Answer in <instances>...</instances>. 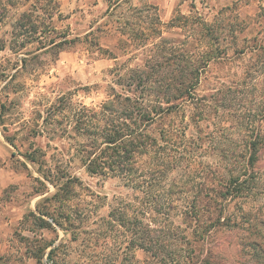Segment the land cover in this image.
Listing matches in <instances>:
<instances>
[{"label": "trees", "instance_id": "16d2710c", "mask_svg": "<svg viewBox=\"0 0 264 264\" xmlns=\"http://www.w3.org/2000/svg\"><path fill=\"white\" fill-rule=\"evenodd\" d=\"M122 2L110 1L114 7ZM191 7L196 8L194 1ZM60 19L59 0H0V28L3 23L11 27L9 39L0 38V51L9 46L20 54L34 44L38 51H62L79 37L54 36ZM196 19L177 13L171 20L172 27L190 24L196 32L184 44L177 72L171 67L174 47L168 48L166 38L157 40L164 33L159 28L144 66L119 76L123 92L113 93L99 108L75 110L76 154L82 166L92 176L121 178L132 194L118 198L108 217L91 219L94 214L75 203L81 179L67 169L54 173L40 168L56 190L27 219L34 217L54 232L60 227L70 238L59 243L38 238L31 250L37 262L43 263L47 253L51 264H66L84 233L111 230L106 245L113 237L134 259L143 250L147 264H212V253L199 255L197 246L225 230H241V246L264 264V203L257 197L264 195V35L258 29L241 38L229 21ZM242 21L239 33L249 28ZM227 33L233 34L230 45ZM230 50L248 55L237 80L200 94L206 69L229 57ZM157 52H162L159 58ZM57 109L52 107L53 114ZM180 112L187 113L190 123H177ZM191 124L195 132L189 135ZM27 157L37 161L34 152ZM79 255L86 257L85 246Z\"/></svg>", "mask_w": 264, "mask_h": 264}, {"label": "rangeland", "instance_id": "374dc122", "mask_svg": "<svg viewBox=\"0 0 264 264\" xmlns=\"http://www.w3.org/2000/svg\"><path fill=\"white\" fill-rule=\"evenodd\" d=\"M110 1L59 0L62 19L55 20L54 36L79 37L62 51H38V44L20 54L9 46L0 51V264H51L47 253L43 263L31 255L36 240L57 238L59 243L70 238L60 227L54 232L42 228L34 217L27 219L31 211L38 213L37 205L56 190L43 178L41 169L54 173L67 169L78 176L83 184L77 187L80 197L75 203H82L93 213L91 219L108 217L118 198L132 194L121 178L92 176L82 166L76 154L80 139L74 130V112L82 105L99 108L113 93L123 92L119 76L129 68L144 66L152 53L151 38L157 36L159 28L164 33L157 40L166 38L168 48L174 47L171 67L177 72L182 67L184 44H189L187 38L193 40L196 32L190 24L185 29L172 27L175 14L229 21L234 35L241 38L257 34L258 29L264 35V0L239 4L237 0H125L119 7ZM192 1L196 3L194 9ZM241 20L249 28L239 33ZM10 28L3 23L0 38L9 39ZM232 35L227 33L226 44H231ZM146 38L149 43L144 46L141 43ZM160 54L157 52L158 58ZM228 54L206 69L200 94H209L214 87H228L237 80L248 55H235L232 50ZM20 58L27 59L23 62ZM6 80L11 82L6 85ZM55 105L59 110L53 114ZM186 114L180 112L177 123H190ZM189 127L188 134L192 135L194 126ZM33 152L36 162L27 157ZM257 197L264 203L263 194ZM241 232L225 230L198 245L196 253H212V264H258L262 260L253 259L250 248L241 246ZM110 234L111 230L84 233L79 244L69 250L66 264H147L143 250H137L134 259L133 253L118 247L113 237L106 245L105 238ZM84 246L86 257L79 255ZM117 250L121 255L116 257Z\"/></svg>", "mask_w": 264, "mask_h": 264}]
</instances>
